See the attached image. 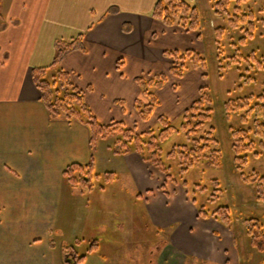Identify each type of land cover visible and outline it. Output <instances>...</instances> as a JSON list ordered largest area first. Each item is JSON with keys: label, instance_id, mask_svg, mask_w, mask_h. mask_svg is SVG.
I'll list each match as a JSON object with an SVG mask.
<instances>
[{"label": "crops", "instance_id": "obj_1", "mask_svg": "<svg viewBox=\"0 0 264 264\" xmlns=\"http://www.w3.org/2000/svg\"><path fill=\"white\" fill-rule=\"evenodd\" d=\"M157 1L0 0V264H66L68 246L80 255L83 232L73 227L68 238L59 230L58 218L63 207L60 203L65 199H60L57 185L67 184L63 171L69 164H87L91 160L90 130L81 121L50 115L34 83L33 69L52 63L57 40L70 42L83 34L86 50L69 52L59 67L69 72L73 82L84 91L85 102L93 114L101 122L111 123L120 116L113 117V114L121 112L119 105L110 107L114 102L111 100L117 99L118 104L126 96L139 97L142 92L136 77L151 78L160 72L170 74V68L177 62L165 56L164 51L189 48L187 37L193 30L178 24L166 25L153 17ZM184 1L197 6L200 0ZM177 41L184 46L176 47ZM147 68L150 74L144 75ZM183 78L168 76L171 83ZM176 90L174 93H178L177 87ZM142 123L149 129L155 120ZM102 141L105 139L98 142L97 152ZM104 145L110 156L124 160L136 178L140 170L146 169L144 165L149 167L147 171L156 173L154 178L146 177L153 186L137 191L155 190L145 193L147 212L156 229L168 234L154 252L159 257L157 262L187 264V258L192 257V264L202 260L207 264H235L232 253L237 250L225 226L214 220L213 226L218 231L224 230L228 237L217 241L215 248H209L204 241L207 226L195 219L196 203L185 191L172 192L170 185L175 183H170L166 174L145 162L138 152L114 153L116 140ZM96 165L94 160V170ZM163 179L168 180L167 189L159 190ZM71 187L90 196L96 190L95 184L90 191ZM33 198H39L41 204L33 206ZM97 211L100 210L89 214L99 215ZM100 222L112 227L106 221ZM123 226L116 224L112 237L120 240ZM191 229L195 230L192 236L187 233ZM210 240L215 242L213 238ZM93 244L95 249L83 253L86 257L82 263L104 264L96 256L100 244ZM218 250L227 251L225 259L209 258ZM195 253L202 259L194 257ZM208 258L215 261L210 262Z\"/></svg>", "mask_w": 264, "mask_h": 264}, {"label": "rangeland", "instance_id": "obj_2", "mask_svg": "<svg viewBox=\"0 0 264 264\" xmlns=\"http://www.w3.org/2000/svg\"><path fill=\"white\" fill-rule=\"evenodd\" d=\"M196 7L200 12L201 25L199 29L191 31V36L187 37V47H189L187 49L198 51L204 57L206 66L195 68L192 61L187 59L184 74L182 77H178H184L183 80H171L172 84L168 80V76L173 75L170 70V74L160 72L157 75L166 74V80L160 88L147 86L144 89L138 84L142 92L139 97L126 96V99L118 100V104L117 99L111 100L114 102L110 107L116 108L119 105L121 112L114 113L113 117L120 116L114 118V121H125L126 126L133 129L135 133L154 131V134H158L162 129L161 117H166L175 127L180 128L184 112L192 104V99L196 100L200 96L201 87H208L213 100L211 125L214 126L215 135L219 141L222 165L221 167L207 166L203 160L189 168L187 172L181 173L178 160L167 157L168 152L174 146L189 143L185 133L179 131L161 144L163 159L171 167L170 177L166 175V178L170 180V183H175L173 186L170 185L172 192L183 190L187 197L196 203L197 215L195 214L194 217L207 226L205 229L207 238L204 241L209 248H215L216 242L220 239L224 241L230 231L233 245L237 250L236 253H232L235 264L236 261H238L237 264H264V249L259 250L252 245L247 228V220H257L264 232V201L257 199V184L243 181L240 171L235 165L232 131L234 129L251 130V137L257 144L256 151H262L260 146L262 139L254 134L256 118L254 115L244 121L242 119L245 115L244 110L232 112L228 116L225 110L226 104L230 100L252 96L254 98L252 105L254 106L260 101L259 96L264 94V68H260L253 58V56L257 60L264 58V0L246 2L239 15L245 14L247 21L239 23L236 27L230 23V19L236 14L234 6L230 7L228 15L222 17L215 14L210 0H200ZM249 13H252V16H248ZM251 20L253 34L249 36ZM177 44L179 45V41ZM182 46L184 45L176 47ZM145 74H150L149 68L144 71ZM176 87L178 93H174L177 91ZM161 89L164 90L158 92ZM146 90L148 93H152L158 102L149 118L143 120L137 104L140 103L144 107L151 103V98ZM197 92L198 96L196 97ZM130 93H133L132 90ZM133 95L135 96L136 93L134 92ZM186 104L187 106H185ZM183 107L184 109H182ZM98 115L101 118L104 117L100 112ZM151 119L155 120V123L153 125L150 123V128L145 129L142 122H148ZM261 119L264 121L263 117ZM144 138L148 140L149 136L145 135ZM111 141L115 142V139L108 138V140L102 141L98 152L96 151L97 147L94 151L91 150L92 155L96 151L95 164L97 160L94 170L96 190L90 192L92 196L86 195L85 192L73 191L72 185L67 181L64 186L57 185L60 187V199H65L60 203V206L63 207L60 208L62 214L58 218L61 226L59 230L68 238L71 237L73 227L83 232L79 247L80 255L88 254L91 244L94 242L100 244L96 256H100L98 259L102 260L101 262L104 264H161V262H157L159 257L154 252L166 241L168 234L157 230L151 223L152 220L146 206L148 198L145 197L147 196L145 193H153L155 190H146L142 193L137 191L142 187L153 186L151 182H147L146 177L154 178L155 171H147L149 167L144 165L146 169L140 170L141 173L139 171L140 174H137L138 178H136L123 159L110 156L106 145L103 147V144H110ZM243 171L246 174L257 172L260 176H264V155L255 156L253 153H248V163ZM107 173L114 175L111 181L107 180ZM116 175L117 178H115ZM167 179H163V185L161 183L157 189H167ZM155 182L153 181V183ZM101 187L105 188L104 191L101 190ZM139 195H141L140 198ZM38 204H41L40 199L33 198V206H38ZM220 206L229 208L231 219L229 224H225L213 215V212ZM201 208L209 214V217L204 218L199 215ZM93 210H100L97 211L99 215L89 214ZM46 217H50V215L46 214ZM92 218L95 221H90ZM214 220L225 226L228 230L227 233L224 230L218 231L213 226ZM100 221H106L112 227L109 228L107 224ZM118 223H122V226L126 224V227H122L120 240L112 237L111 234L112 228ZM187 233L192 236L195 234V230L191 229ZM108 236L110 240H107ZM211 238L215 240L214 243L210 240ZM226 253V250H222V252L218 250L209 258L219 259L222 257L225 259ZM205 254L202 253L203 256ZM70 255H73L72 251ZM193 255L201 258L200 254ZM209 258L207 260L210 262L215 261ZM191 261H194L192 257L187 258V264H192ZM199 262H201L199 264L208 263L204 260ZM97 263L99 264V262ZM88 264L94 263L88 262Z\"/></svg>", "mask_w": 264, "mask_h": 264}, {"label": "trees", "instance_id": "obj_3", "mask_svg": "<svg viewBox=\"0 0 264 264\" xmlns=\"http://www.w3.org/2000/svg\"><path fill=\"white\" fill-rule=\"evenodd\" d=\"M216 15L222 17L229 14V9L234 6L236 14L230 19V23L236 27L239 23H245L247 16L241 13L242 6L250 0H210ZM153 17L162 20L166 25L178 24L187 30H197L201 25V16L198 8L184 0H158L153 9ZM248 16H252L249 13ZM249 36L253 34V23L251 20ZM83 34L77 36L70 42L57 40L55 42L56 54L49 66L37 67L33 69V80L37 88L41 92V100L45 104L50 115L54 118H64L68 121L78 120L85 123L90 130V147L94 151L98 142L101 139L113 138L116 140V145L113 148L116 154H127L130 152H138L145 161L151 163L158 170L170 177L171 167L168 166L162 154L161 144L167 140L172 134L182 131L185 133L189 143L174 146L168 152V159H177L180 165L181 173H185L200 161H205L207 166L221 167V152L219 149V141L215 135V128L211 125L213 114V100L208 87L200 88V96L192 102L185 110L183 122L180 128L175 127L166 117L160 118L162 129L158 134L154 131L137 134L133 129L126 126L123 121H112L109 124L102 123L93 114L84 98V91L77 86L70 73L61 69L59 64L61 60L69 52L73 50L85 51L83 45ZM164 55L174 59L177 64L170 68V73L176 77H182L184 74L185 64L187 59H190L195 68H204L206 66L204 57L194 49L186 50H165ZM255 62L260 68H264V58L257 60L253 56ZM137 83L144 89L147 86L160 88L165 80L166 74L161 73L154 78L146 80L138 76L135 78ZM148 93V91L146 90ZM151 98V103L142 107L138 103L140 116L146 120L151 115V112L158 102L152 93H148ZM252 96L230 100L226 104L227 116L232 112L245 111L242 117L244 121L247 118H255L254 134L260 137V146L262 151H256L257 144L251 137L249 129H234L232 131L233 142L232 148L235 153L234 161L240 175L246 183L257 184V199L264 201V176H260L257 172L246 174L243 169L248 163V153H253L255 156L264 155V94L259 96V102L254 106ZM207 127V128H206ZM145 135L149 139L144 138ZM64 177L73 186L84 191H90L94 186V159L93 155L87 164L71 163L63 171ZM98 176V175H96ZM107 180L111 181L114 178L112 173L106 174ZM219 190V189H218ZM216 196V195H215ZM199 215L207 218L209 214L202 208L199 210ZM213 215L229 224L230 210L227 206H220ZM248 233L251 238V243L259 250L264 249V232L257 220H247ZM95 245H91L90 250L95 249ZM65 263L66 264H81L86 255H78L73 253L70 255L72 247L65 248Z\"/></svg>", "mask_w": 264, "mask_h": 264}]
</instances>
